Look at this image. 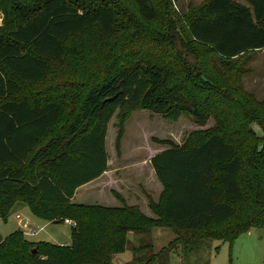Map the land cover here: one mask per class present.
<instances>
[{"label":"trees","instance_id":"1","mask_svg":"<svg viewBox=\"0 0 264 264\" xmlns=\"http://www.w3.org/2000/svg\"><path fill=\"white\" fill-rule=\"evenodd\" d=\"M245 1L207 0L181 14L170 0H0V218L22 204L44 221L75 223L69 245L0 235V264H114L132 249L131 233L167 229V247L155 254L142 240L127 263L165 264L179 248L188 257L205 241L232 244L264 228V101L232 64L264 50V0ZM93 31L108 38L104 61L74 48ZM138 109L216 125L151 160L163 186L149 200L156 218L125 201L73 204L108 171L114 116Z\"/></svg>","mask_w":264,"mask_h":264},{"label":"rangeland","instance_id":"2","mask_svg":"<svg viewBox=\"0 0 264 264\" xmlns=\"http://www.w3.org/2000/svg\"><path fill=\"white\" fill-rule=\"evenodd\" d=\"M207 0H170L173 10L181 14L190 13L191 9L198 8ZM248 6L245 0H237ZM2 27V15H0V28ZM108 38L101 37L97 31L85 35L74 43L75 50L84 46V52L88 55L87 61L95 59L104 61L106 50L102 53V47L106 45ZM108 45L106 46V49ZM77 51V50H76ZM80 57L78 61H84ZM208 65L210 69L218 71L222 62L213 55ZM234 66H241L247 74L244 76V86L257 102L264 101V51L246 55L238 61L232 62ZM122 125V128H120ZM216 122L211 119L205 126L196 124L189 116L182 117L177 122H172L162 115L150 111L138 109L132 111L125 121H120L116 116L112 119L107 136V151L112 158L117 156V138L119 131L123 130L121 140V152L126 159L131 158L132 164L141 163L150 159L153 154L167 150L169 144L183 146L189 135L195 131H205L215 127ZM254 129L258 134L262 131L258 126ZM119 206V204H116ZM151 216L149 208L144 209ZM20 216V219L17 216ZM28 220L26 227L21 226L22 220ZM74 222V221H73ZM71 227L64 223H50L33 216L30 209L18 204L7 221L0 218V235L6 239L10 235L22 231L26 240L31 243H71ZM131 247H139L140 241L146 240L153 245V253L157 254L162 248L167 247L175 239L171 230L154 229L150 235L130 234ZM201 249L184 256L181 248L173 251L165 264H264V228L251 229L241 235L232 244L223 241H205ZM131 248L125 253L114 258V264H127L134 261V251ZM145 254V253H143ZM148 254V253H147Z\"/></svg>","mask_w":264,"mask_h":264},{"label":"crops","instance_id":"3","mask_svg":"<svg viewBox=\"0 0 264 264\" xmlns=\"http://www.w3.org/2000/svg\"><path fill=\"white\" fill-rule=\"evenodd\" d=\"M163 151L165 150L160 153ZM158 154H153L143 164H132L131 158L126 159L123 153L112 158L108 152V171L98 179L79 188L72 200L73 204L118 208L122 207L123 201H125L131 207H139L147 217L156 218L149 207V200L152 199L158 203L163 192V186L158 181L151 165V160ZM146 208H149L151 216L148 215L147 211H144ZM65 224L72 226L66 222ZM27 225L28 220H26ZM61 245L69 244L61 243Z\"/></svg>","mask_w":264,"mask_h":264},{"label":"water","instance_id":"4","mask_svg":"<svg viewBox=\"0 0 264 264\" xmlns=\"http://www.w3.org/2000/svg\"><path fill=\"white\" fill-rule=\"evenodd\" d=\"M21 226L22 227H26V220H23V222L21 223ZM38 251H37V249H34L33 251H32V254H36Z\"/></svg>","mask_w":264,"mask_h":264},{"label":"built area","instance_id":"5","mask_svg":"<svg viewBox=\"0 0 264 264\" xmlns=\"http://www.w3.org/2000/svg\"><path fill=\"white\" fill-rule=\"evenodd\" d=\"M17 218H19V219H20V216H17ZM66 223H67V224H70V225H75V223H74V222H72V221H70V220H67V221H66Z\"/></svg>","mask_w":264,"mask_h":264}]
</instances>
